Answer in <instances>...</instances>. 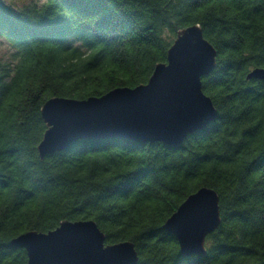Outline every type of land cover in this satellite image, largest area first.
I'll list each match as a JSON object with an SVG mask.
<instances>
[{"label":"trees","instance_id":"1","mask_svg":"<svg viewBox=\"0 0 264 264\" xmlns=\"http://www.w3.org/2000/svg\"><path fill=\"white\" fill-rule=\"evenodd\" d=\"M197 23L218 52L202 78L216 120L179 146L83 137L41 159L48 98L147 82ZM0 36L15 48L0 60V264H28L14 237L86 219L106 244L132 241L136 264H264V79L247 78L264 67V0H0ZM204 186L221 222L185 256L164 224Z\"/></svg>","mask_w":264,"mask_h":264},{"label":"water","instance_id":"2","mask_svg":"<svg viewBox=\"0 0 264 264\" xmlns=\"http://www.w3.org/2000/svg\"><path fill=\"white\" fill-rule=\"evenodd\" d=\"M217 54L200 24H193L178 31L167 61L156 64L147 82L85 99L48 98L41 109L48 126L38 145L41 159L83 137L179 146L189 134L218 118L202 84V78L216 68ZM247 78L264 79V67L251 69ZM220 222L219 195L204 186L179 205L164 228L177 237L183 255H204L206 237ZM11 244L27 250L28 264H136L139 260L132 241L106 244V234L93 219L65 220L47 232L29 230Z\"/></svg>","mask_w":264,"mask_h":264},{"label":"rangeland","instance_id":"3","mask_svg":"<svg viewBox=\"0 0 264 264\" xmlns=\"http://www.w3.org/2000/svg\"><path fill=\"white\" fill-rule=\"evenodd\" d=\"M34 1H43V0H25V2L22 4L31 3ZM14 52H15V48L4 37L0 36V60L4 62H13Z\"/></svg>","mask_w":264,"mask_h":264},{"label":"clouds","instance_id":"4","mask_svg":"<svg viewBox=\"0 0 264 264\" xmlns=\"http://www.w3.org/2000/svg\"><path fill=\"white\" fill-rule=\"evenodd\" d=\"M24 2H25V0H5V3L8 5H11V6H16V5L22 4ZM167 32H168V29L165 26L162 30V33H161L162 38L167 34ZM18 62H19V58L17 59V63ZM13 75H14V73H13Z\"/></svg>","mask_w":264,"mask_h":264}]
</instances>
